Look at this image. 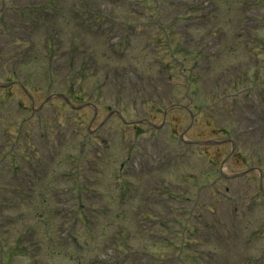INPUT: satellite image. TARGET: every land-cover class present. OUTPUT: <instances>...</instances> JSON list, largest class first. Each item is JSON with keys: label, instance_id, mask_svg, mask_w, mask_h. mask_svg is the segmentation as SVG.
Masks as SVG:
<instances>
[{"label": "rangeland", "instance_id": "obj_1", "mask_svg": "<svg viewBox=\"0 0 264 264\" xmlns=\"http://www.w3.org/2000/svg\"><path fill=\"white\" fill-rule=\"evenodd\" d=\"M47 1H53L56 5L55 8L58 10V13H52L51 17L47 15L53 27L51 32L39 29L31 35L28 32V26L23 25L17 19L7 29V31H18L19 43L30 41L28 47L25 49V55L32 54L37 56L38 59L45 48L44 39L46 37L51 38L53 32H55V37L62 36L71 41L73 40L74 34L69 29V25H73L71 20L76 15L75 4L77 3L80 6L84 0H19L18 8L22 10L32 7L35 2L36 4H41ZM167 1L170 2L172 0H156L154 6H152V8H156L154 12L155 19L152 20V17L148 16L150 15L151 8L146 3L141 2V0H125V3L132 8V12L125 13L120 8L116 12V19L134 26V31L143 40L145 38L157 37L155 33L145 30L143 27L145 23L151 25V22H157V17H159L161 22H164V26L174 30H181V33H173L172 30H169L170 33L164 36L179 39L181 49L190 52L189 57H194V73L204 74V77L200 96L198 98L195 97L196 108L202 111V113L196 117L192 128H188L189 121H182L183 125L180 126L179 131L181 133L185 132L184 136L187 139L199 137V135L213 139V135L216 133L229 128L233 131V127H236L240 140L242 139L241 149H243V146H246V149L241 150L245 153L244 157L251 158L250 156H252L260 164H264L263 142H258L252 135L248 136L246 133H240V125H235L227 109L222 104H216L212 100L213 96L221 97L229 109L235 108L237 104L239 107H244L246 111L240 121L264 122V47L261 45H249L254 41H257L259 44L262 43V40H256L255 38L264 37V28L260 29L261 26L257 27L248 23L244 12L238 6L243 4L242 1L244 0H177L178 3L180 1L187 3L183 9H172L179 12L175 16L179 15L181 21H177L176 18L170 19L166 14L162 15L161 8L167 5ZM119 6L122 7L123 3H119ZM259 6V11H262L264 14V0H260ZM2 7L4 8V6ZM65 8L67 9L66 16L62 14ZM156 13L158 16H156ZM12 16V12L4 13V19L13 18ZM171 22H174L175 27L169 26ZM157 35L160 36V33H157ZM166 43L167 46H173L168 42ZM248 46L254 47L260 62L256 61L253 64L246 63L241 67V71H236L237 74L231 76L229 74V72L232 74L231 64L238 65L237 56L239 53L242 52L244 55L251 53L248 51ZM70 47L63 48L62 51H64L65 55H70ZM140 49L141 46L136 45L134 52ZM262 49L263 55L261 54ZM219 52H221L220 56ZM158 56L161 58L159 53ZM124 58H126L127 62H125ZM183 58L184 55L182 54L180 60L182 61ZM247 59L249 60V57ZM152 62H137L127 50L123 55L115 57L111 65L116 67V69H121L125 67L123 63H127L126 66L129 65L139 71V76L142 78L151 74L149 69L154 70ZM258 65H260V69ZM6 69L7 66L1 72H4ZM69 81L70 86H72L71 79ZM180 81L181 79L177 82L183 85ZM142 83L146 87H150L148 80L142 79ZM95 87V85H83L88 101H93L91 95ZM162 92L163 96L170 97L166 84H164ZM18 96L25 98V102L29 100L23 93H19ZM154 96V93H149L147 98L155 100L156 97ZM35 97L38 99L37 103L44 100L41 94H36ZM101 97L103 100L111 98L110 92L101 90ZM139 97L137 98L138 104L140 103ZM204 100H207V104ZM150 108L151 106H147L141 109L138 105L137 113L139 115L148 114L151 111ZM210 108H212L214 116H220L222 121L216 120L210 123L211 121H206L203 118L202 115L205 116L206 111L209 112ZM0 114L5 115L14 124V126L7 128L9 134L4 133L6 126L0 125V136L3 140V142H0V150L9 151L10 145L7 142L12 140L13 143H19L20 153L21 151H25L30 143L37 150L41 151L42 154L48 155L45 156L43 154L44 156L35 159L22 158L17 163H12L11 158L7 161L0 159V239H3L2 245L4 251L2 253H4V262L6 264H103L105 260L107 261L106 264H126L130 261L131 257L119 255L114 235H117L119 230H126L130 225L134 229V236L130 237L137 244L139 243L137 248L142 251L143 248L140 244L145 243L148 246L147 248L150 249L148 251L156 253L150 255L142 251L133 259V261L139 263L148 264L151 256L161 259L162 254H165L171 259V264H264V206L253 204L256 198H261L260 192L258 194L259 190L245 189L240 191L239 188L242 187L241 183L236 182L231 184L225 183L228 184L227 188L224 185L220 189L209 188L210 185L202 188L207 183H211L212 187H216L218 181L220 183V173L218 172L220 167L215 169L212 162L216 161L217 165L221 164L228 151L230 152V145L209 150H205L204 148L199 150L197 148L190 152L189 148L177 149L176 142H174L173 150L168 148L167 144H170V142L164 140L165 130L153 132L147 130V133L140 137L146 138L151 135L163 141L167 145L168 149H166H170V152L176 154V162L172 167V176L168 177L170 174L169 167L162 170L159 176L168 179L166 183L169 186L171 181L174 184H178V187L183 192L179 194L175 192V194L169 197L174 198V200H170V205L174 209L173 220L171 222L159 220L157 223H147L145 221L115 222L107 220L112 217L111 215H107L110 213L105 210L106 205L110 201L107 197H109V193H112L115 200L123 205L121 197L119 198L122 185L118 184L115 187L113 184L112 179L116 176L113 167L101 166V163L109 158L110 153H100L95 164L96 170L94 169L97 175L95 173L87 175V178L96 181L94 184L97 189L87 192L91 196L89 199L92 200L90 201L96 202L95 208L99 211L101 210V214L94 215L95 220L85 221L86 223L84 224L81 221H72V225L79 230L80 234L86 236L81 239L83 246L80 244V247H74L70 238L65 243H62L68 237L63 228L65 216L61 213L62 206L64 207V205L62 204L61 206L59 201L52 199V196L55 197V194L60 191H40L44 195H47V199L44 197L37 198L34 191L30 192V194L33 193V199H29L28 197L22 199L18 198L15 192V188L17 187L22 189L32 187L31 184L34 181L32 174H36L40 165L48 166L49 162H53L59 158V150L55 146L56 142L52 143L51 140L54 138V135H58L59 137L63 133L58 124H65L64 117L61 113L47 109L43 113L38 114L35 122H32L33 120L31 119L28 123H25L21 121L22 117L29 116L30 114L27 113L26 106L19 104L16 100L11 105L1 107ZM45 117H47L50 128L43 130L42 120ZM90 118H92V114ZM249 118L251 121H248ZM94 120V124H97L102 120V117L99 115ZM179 122L181 123V121ZM67 127V132L70 136L73 134V131L77 130V125L74 121H69ZM255 127L256 123L250 126L253 130ZM138 139L130 134L129 140L131 142L129 141V148L140 145L143 149L146 147L149 150L146 140L140 141ZM115 145L116 142L114 143ZM126 145L128 146V144ZM180 145H182V142ZM133 154L135 153L127 154L125 152L123 155L111 157L110 163L125 161L126 165H128L132 160L130 157ZM235 158L232 157L231 162L228 164V171L231 170L230 164L235 162ZM88 163L89 167H91L93 161L89 160ZM59 165L60 162H54L51 167L53 173H55ZM16 166L20 167L19 174H16ZM73 167L77 166L74 165ZM213 168L215 169L214 172H212ZM99 169H101L102 174L99 173ZM75 171L84 172L77 169ZM206 176L210 178V181H207ZM59 179L65 182V178L59 177ZM85 179H82V181H85ZM129 179L131 178H124L123 182ZM133 180L137 182L136 188L140 187L142 192H148L147 202L149 205L147 204L146 208H152L150 206L152 205V201L157 202L156 197L151 196L153 190H155L153 189L154 187H150L149 182L146 184L140 176L135 177ZM188 180H190V183ZM193 180L196 182L195 191L191 184ZM151 182L154 183V181ZM198 182L199 185L197 186ZM41 187H35V192L40 190ZM64 187H71L69 192L77 193L75 180L73 179H68L64 183ZM107 187L112 190H105ZM255 195H257L256 198H254ZM158 200L162 201L163 197H158ZM87 202L86 199L81 201L83 204ZM260 202L263 203L262 198ZM45 207L47 210L54 209L56 212L59 220L58 223L61 225L60 230L57 232L61 242L55 241L54 233L51 229V227L54 228L56 223L50 224L51 227L49 226L48 228V226L43 225L46 223L45 221H38V224L42 225L41 230L44 229L43 232L38 234H35L34 231H29L26 226L31 222L29 220L36 215L35 212H44L46 211ZM142 207L144 208V206ZM201 215L205 220L200 218ZM21 218L24 221L18 220ZM164 219L166 218L164 217ZM205 222L211 223L213 228H206V232L204 230H196L197 228H203ZM146 223L149 225H146ZM142 228H149L154 232H162L164 230L163 237L157 239L158 244L152 243L150 238H146V233ZM21 238H23L22 244L18 242ZM59 244L61 253H58ZM145 244L143 245L146 247ZM11 248H15V250L19 249L21 253L25 252L26 254L24 256L21 253L13 255L14 252L8 251ZM113 256L115 258L111 260Z\"/></svg>", "mask_w": 264, "mask_h": 264}]
</instances>
